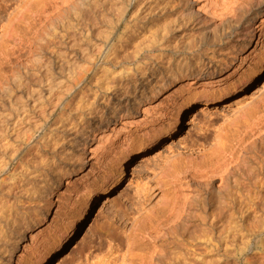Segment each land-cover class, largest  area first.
<instances>
[{
  "label": "rangeland",
  "instance_id": "1",
  "mask_svg": "<svg viewBox=\"0 0 264 264\" xmlns=\"http://www.w3.org/2000/svg\"><path fill=\"white\" fill-rule=\"evenodd\" d=\"M79 1L37 0L27 9L26 0H9L0 13V33L7 23L14 27L13 38L0 39V143L12 128L35 122L42 102L52 111L44 117L52 122L41 120L44 129L3 175L0 264H39L41 245L53 253L45 264H120L125 235L147 215L162 232L134 253L146 257L157 240L158 264H264V126L256 124L264 120V27L251 32L264 24V0H244L235 19L223 23L210 14L209 0H138L114 41L121 63L111 68L102 55L92 57L93 72L74 78L81 83L69 85L73 92L48 91L109 17L107 1L91 0L84 9ZM141 36H152L158 49L132 60ZM125 56L131 61L123 63ZM225 62L238 65L226 83L206 91L191 83ZM249 95H261L259 104L233 124ZM144 106L160 116L146 123ZM84 147L93 159L79 158ZM230 153L233 161H224ZM192 162L220 167L199 180L190 176ZM151 185L156 205L147 211ZM172 188L180 192L167 198ZM165 198L182 208L179 226L167 220ZM111 227L122 229L117 240ZM65 235L68 242L54 253ZM247 236L255 240L239 247Z\"/></svg>",
  "mask_w": 264,
  "mask_h": 264
},
{
  "label": "bare ground",
  "instance_id": "2",
  "mask_svg": "<svg viewBox=\"0 0 264 264\" xmlns=\"http://www.w3.org/2000/svg\"><path fill=\"white\" fill-rule=\"evenodd\" d=\"M26 1L28 2V4L26 2V5H25V6H28V7H26L27 9L29 8V6H30L31 3L37 2V0H26ZM90 1L91 0H80L78 2L80 4V8L79 9L86 8L88 6L86 4H88V2H90ZM8 2H9V0H0V13L2 11H4V10L7 9ZM95 2H97V1H95ZM105 2H106V5L107 6H108V4L110 6V9H109V7H107V6L105 7V4H103L104 5V8L110 10L109 13H108L109 15H107L109 17L107 19H105V21L103 22V24L102 23H101V25H99L98 23H97V25L95 24L96 26L99 25L98 27L95 28L96 33H95V30L93 32V33H95V35H94L95 37L93 39L89 38V39H91V40H89V42L91 41V43H87L88 46H86L85 49L83 48L84 50H82V51L84 52V54H83L82 58L80 57L81 60H78V58L77 59L75 58L77 61H75L74 65H73V62H71L72 67H70V68L71 69L73 68V69L71 71L67 72L68 74L65 76L64 79L59 80L57 83H56V81L55 82L51 81L52 83H50V82L47 83L49 85L51 84L50 85L51 87L49 86L50 88L47 87L48 88V91H49V89L52 88L57 93L63 91V92H65L66 95H68V93L70 94V91L73 92L70 89V86L69 85L71 83H73V82L76 83V85H77V82H79V79L80 78L78 77L79 79L77 78L78 80H76V81L74 80V78H76L77 76H79L81 74H84V73L87 74L88 72L92 71V68H93V65H94L93 62H92L93 64L90 63V60H91L92 57L98 58L99 56L102 55V57H104L107 60V64L109 65L108 67H111V68L115 67L117 63H119V64L121 63V61L119 60L120 59V54H119L120 46L118 48L117 47L118 45H116L117 42H114V41L117 40V38H118V41H119L120 36H118V35H121L119 33L121 32L120 29H122L121 28V23L124 20H127L125 18H131V16L133 15V9L135 7V4L138 2V0H105ZM83 3L84 4L86 3L85 4L86 6L84 5L85 7L83 6ZM243 3H244V0H209L206 3V6L211 7L210 14H212L213 16H218L219 19H220L219 22L220 23L221 22L223 23L225 21L229 22V21H232L233 19H235L236 12H237V10L242 5H244ZM98 5H96V6H98ZM89 9L90 8H88V10ZM85 10H84V12H85ZM82 12H83V10H82ZM94 12L92 13L93 15H94ZM14 13H15V11H14ZM23 13L24 12L22 11V7H21V8H19L17 10V12L15 13V16L12 13H11V15H13L15 18H17V17H20L19 15H22ZM76 15H78L77 17L81 18V20L84 18V15L81 13V11L80 12H77ZM86 15L87 16L89 15V17H91L90 14H87L86 13ZM89 17L88 18L87 17L85 18L86 21H87V19L90 21L91 18L89 19ZM15 18H13V19H15ZM96 19H97V17H96ZM92 20H93V18H92ZM83 23L81 22V25ZM93 23H94V21H93ZM92 27H93V25H92ZM263 27H264V24H263V21H262L251 32H253V34H255L256 32H254V30L260 31ZM85 28L88 29L87 27H85ZM86 29H85V31H86ZM13 31H14V27L11 26L10 23L9 24L7 23V24L3 25L2 26V32H1L2 34L0 33V39L2 38L3 35H5L7 38H13V36H14L13 35ZM87 33H86V35H89ZM91 34H92V32H91ZM141 37L140 38L138 37L139 40H136L137 44L134 45L135 48H134V51H133L132 60L133 59H136L139 55H141L142 53H144L146 51H151V50H157L158 49L157 41L156 40H153L154 38H152V36H148L149 38L146 37V36H141ZM19 40H21L20 37H19ZM239 40L240 39H238L237 41H239ZM87 42H88V39H87ZM82 51H81V53H82ZM72 56H73V54H72ZM129 59H128V56H125V60H122V62L123 63H126ZM130 61H131V59H130ZM94 62H96V61H94ZM237 67H238V65H236V63L235 64L234 63H231L230 64L228 62H225L224 64H218L215 67H211L212 68L211 71L203 69V70L199 71L200 73L198 74V76H196V79L193 80L191 83L194 84V85L195 84L199 85L202 88V90L206 91L207 89H209V88H211L213 86H219V85H222V84L226 83L229 79H231V77L235 73V71H237L236 70ZM229 70H230V72H228ZM203 76H208V78L206 80H203ZM79 83H81V82H79ZM76 85H74V86H76ZM68 86H69V89L68 88L64 89L65 87H68ZM71 88H72V85H71ZM73 88H74L73 90H75V87H73ZM262 89L263 90H262L261 94L264 95V86H263ZM54 91L52 90V92H54ZM58 96H60V95L58 94ZM63 96L61 94V97L60 98L61 99H64V98H62ZM260 98H261V95H251V96L249 95V96H247V98H245V100H243L242 103L238 104L239 106L237 105L238 107L235 108L236 110H235V113H233V117H232L233 124H235V125L241 124L250 115V113L253 110V108L257 104H259L258 102L260 101ZM44 99L41 100V101H44ZM46 99H47V102H48V100L50 98L48 99L46 97ZM70 99H69V101H70ZM58 100H60V99H58ZM42 103L44 104V102H42ZM43 104H41L40 110L38 109L39 111H37V112H39L38 113V117H39L38 119L36 117L34 119H31L32 117L30 118L28 116V118H30L31 121L33 120L35 122H32V123L29 124L26 121V123H25V120L30 121L28 118L26 119V117H27L26 116L25 117V120H24V118H22L23 121H24V123L26 124L25 129H23V127L22 128H12L13 130L10 129L11 131L6 132L3 135V138H2V141L3 142H2V144L0 143L1 144V146H0V189L1 190H2L1 187L4 184L3 175L5 174V170H7V168H9L10 166H14L16 164L17 159H19V156L23 152L24 147H26V144H28L29 142H31V140L34 138L35 132L37 130H40V131L43 130L44 127H45V125H46V122H48L51 119V118H48V119L45 118V120H47V121L44 120V117L46 115V112H48L50 114V112H52V111H48V109L46 108L47 106H44ZM46 105H48V104H46ZM59 105H61V104H59ZM144 107L145 108H142V110H141V114L143 116L142 119L146 123H149L151 121H155V119H156L155 117L158 116V115L160 116V114H161L155 108L151 110V109L148 108L150 106H144ZM150 108H153V107L151 106ZM53 110H55V109H53ZM42 119L45 122L44 127H43V125L41 123L42 122L41 121ZM256 124H257V127H259V129H262V127L264 126V120H260ZM49 126H51V125H49ZM21 129H23V130H21ZM43 132H45V130ZM221 137H222L221 135L216 136V139L214 138L215 141H214L213 144L214 145L219 144L220 141H221ZM105 140H107V139H105ZM33 143H34V141H33ZM81 151H82V153H81L82 155L80 154L81 156H79V158L86 159V161H89V160L93 159V155L95 156V153H93L92 150L89 151L88 149H85V147ZM88 153H90L92 155V156H89V158H88ZM223 154L225 155V153H223ZM227 157L228 158L227 159H224V161L225 160L228 161V159H230V162H231V161H233L232 158L234 159L233 153L232 154L230 153L229 155H227ZM14 160H15V162H14ZM84 163H85V161H84ZM192 164H193V167H194L195 166L194 162H192ZM192 164L190 165V167H192ZM218 166L217 167L216 166L213 167V169H211V168H209V169L202 168L201 169V167H203V166L201 165V167H200V164H199V166H197V167L195 166L196 168L195 167L194 168H191V169H195V170H193V173L194 174L191 173L194 176L193 175H190V176L195 177V178L196 177L197 178H200L199 180H201V179L205 178L209 172H211V173L214 172L218 168ZM95 171L96 170H94L93 168H90L89 173L90 174L91 173H95ZM61 180H62V178H61ZM172 189H175V190H173V192H171L167 196V198L171 197L175 193H179L180 192V190H176V188H172ZM155 193H156V191L154 190L153 185H151L149 187V191H147V201L149 200L148 203L151 206L147 209V211H151L152 209H154V207L156 205V203H155V201H156V196L155 195L156 194ZM167 198H165L166 200L164 199V202H163L164 209L167 210V220L170 221V222H172V219H174L175 222L173 221L174 222L173 224H175L176 226H179L180 224H182V219H179V218L182 217V215H180L181 217L178 216L179 211H180L179 208H181V207L178 208V206H173V205L171 206V203H170V201L168 202L169 199H167ZM149 217L150 216L147 215V216L141 217V219L140 218L137 219L136 223L131 226L132 228H130L131 229L130 232H128V234L125 235V239H124V247H125L124 249H125V251L120 256V258H121L120 264H136V262H134V259L136 257H137V259H139V261H141L140 264H158V259L160 258V256L162 254L160 252V249L157 247V244H156L157 243V240H152V243L153 244L150 246L151 247L150 250L147 249V251H146L147 253L146 254H148V255L146 257H144V255H141L139 253L138 254L134 253V249L135 248L137 249L138 247L141 246L142 241L144 240V238H150V239H153V238L155 239L156 238V239H159L158 235H159L160 232H162L160 225L154 226V225H152V223L149 224ZM52 222H53V220L49 223V225ZM170 222H168V223H170ZM263 227H264V225H263ZM118 229L120 230L121 228H119V227H116V228L111 227L110 228V231L112 232V234L115 233L114 235H116V236L112 235V236L115 237V240H117L119 238V236H120L119 235L120 232L118 231ZM261 229H262V227H261ZM261 229H259V231H261ZM113 230L115 232H113ZM248 236H249V233H248ZM244 238L243 239L241 238L242 240L240 239L241 240L240 241L241 244H239V247H241V248L242 247L245 248L247 244H249V243H251L252 241L255 240L254 237H248V238L244 237ZM68 239H69V235H65L63 237L62 241L60 242V244L56 246V250H54V253L56 251L59 252L60 250H62L64 248V246H65V242H68ZM36 242L34 240L32 242V244H30V245L34 246V244ZM41 247H42V249H41ZM150 247H148V248H150ZM44 248H46L45 245H41V246L38 247L37 253H39V256L40 257L38 256V259H40V260H38L37 262H39V264H45V262L47 261V259L53 255V253H48V255H45V253L43 252V249ZM142 260H143V262H142Z\"/></svg>",
  "mask_w": 264,
  "mask_h": 264
}]
</instances>
